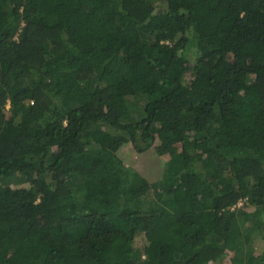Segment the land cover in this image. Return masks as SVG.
<instances>
[{
  "label": "trees",
  "instance_id": "16d2710c",
  "mask_svg": "<svg viewBox=\"0 0 264 264\" xmlns=\"http://www.w3.org/2000/svg\"><path fill=\"white\" fill-rule=\"evenodd\" d=\"M230 253L264 264V0H0V264Z\"/></svg>",
  "mask_w": 264,
  "mask_h": 264
},
{
  "label": "rangeland",
  "instance_id": "374dc122",
  "mask_svg": "<svg viewBox=\"0 0 264 264\" xmlns=\"http://www.w3.org/2000/svg\"><path fill=\"white\" fill-rule=\"evenodd\" d=\"M128 144L123 145V147L128 145L126 148L123 149V152H124L123 154H124V156H126V158L124 159L125 162L129 166L138 167V169L144 170L149 175H151V173H152L151 170H150L151 167L149 166V160H151V161L152 160H156V159L158 160L159 158H163L165 160H169V158H170L169 154L163 153V149L160 146L158 148L157 147H153L150 151L147 152V155L144 156V155H140V154L137 155V153L134 151L132 145H130V143H128ZM142 158H144V159L147 158L148 160L145 159L143 161ZM142 164L143 165H147V167L143 168ZM257 246H258V251H259L261 246L260 245H257ZM232 256H234V253H230V255H228L226 257V259L224 261V264H230V258Z\"/></svg>",
  "mask_w": 264,
  "mask_h": 264
},
{
  "label": "built area",
  "instance_id": "2783aa9c",
  "mask_svg": "<svg viewBox=\"0 0 264 264\" xmlns=\"http://www.w3.org/2000/svg\"><path fill=\"white\" fill-rule=\"evenodd\" d=\"M239 204L241 205L242 203H241V202H239Z\"/></svg>",
  "mask_w": 264,
  "mask_h": 264
}]
</instances>
